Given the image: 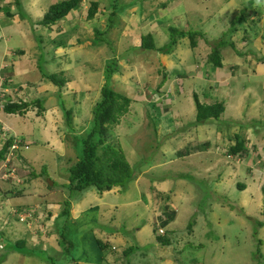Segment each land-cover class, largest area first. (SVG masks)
I'll use <instances>...</instances> for the list:
<instances>
[{
	"label": "rangeland",
	"instance_id": "374dc122",
	"mask_svg": "<svg viewBox=\"0 0 264 264\" xmlns=\"http://www.w3.org/2000/svg\"><path fill=\"white\" fill-rule=\"evenodd\" d=\"M99 1L101 7H108L106 13L112 15L113 6L118 7L132 0ZM134 1V8L126 10L127 13H131L130 19L134 16L132 13L152 14L153 17L140 20H144L143 22L156 31L143 28L139 31L155 32L154 42L160 46L167 42L170 26L190 31L201 30L204 37H198L199 45L195 49L188 45L187 37L179 39L178 42L182 46L183 53L191 52L193 60L197 61V67L205 64V57L209 53L208 44L215 43L220 37L225 41L235 42L238 54H245L246 59L250 53L259 59L260 53L256 46L247 45L245 48L241 46V30L246 22L252 24L250 16L254 17L253 25L257 22L264 25V17L257 20L255 18L258 16L250 9L243 11L249 8V0ZM253 7L256 8L257 13L264 15V0H254ZM17 8L20 14L26 15V9L22 3L19 2ZM170 9L174 16L167 15ZM159 14L167 16L164 19L159 18L160 21L165 20V22L156 27L153 19ZM245 15V21L240 22ZM114 18L112 16L110 22L112 20L117 24ZM77 22L80 25V22ZM26 27L22 28L21 38L23 41L27 40L29 45L26 49L27 55L31 58L24 66L30 71L26 74L30 78L19 76L13 79V84L8 88L4 83L6 75L2 73L18 72L20 69L9 66L5 70L3 65L0 67V76L3 79V88L10 90L6 95L13 101L30 102L37 98L43 100V114H38L39 108L36 105H30L23 115L4 114L2 107L5 100L0 98V145L8 135L16 139H20L21 136L25 142H29L28 147H18L15 150L18 152L12 155L11 165L17 169L16 178L7 176L2 179L0 177V232L8 234L12 241L25 236L28 246L34 245L32 247H38L40 251L44 250L46 255L56 257L58 261L53 264H59V261H61L60 264H73L69 256L79 254L85 255L86 260H83L82 256L78 264H264V226L259 227V224L264 221L262 213L264 187L261 189L258 183L264 178L257 180L249 175L243 178L240 173L236 177L234 175L237 170L232 166L239 168L241 164L234 162L226 164L220 156L215 158L213 156V153H217L218 144L221 146L220 150L223 153L226 152L227 148L223 146L224 139L230 138L233 134H238L239 139L244 138L245 134L238 130L240 127L255 126L251 134L254 137L264 138L262 108L258 105L255 107L247 105L248 108H246L244 105L243 114L234 119V106L228 102L229 98L226 95L227 91L229 94L234 93L233 100L236 101L238 98L236 96L241 90L249 87V79L247 80L244 75L235 74L230 79L229 86L210 96L209 93L214 86L209 82H207L208 88L203 85L202 89H198V84H194V87L192 84L188 85L187 81L190 82L188 78L197 75L195 72L176 73L171 76L162 62L163 55L142 48L138 50L137 46H140L137 41L138 31L114 32L113 34L118 36L119 40L114 45H110V41L112 42L110 27L109 31L101 30L99 32L101 35L97 39L100 37L103 42L98 41V44L106 45H102V49H109L115 54H110V59H102L104 52L101 49V54L98 55L96 43H94L89 47L91 51L86 57L89 59L94 57L95 67L100 63L109 65L111 70L109 68L108 72L103 70L104 83L107 81L108 87L111 86L110 73L119 72L118 61L128 62L129 64L125 63L126 66H124L127 68L123 69L130 73L128 75L131 83L126 79L124 81L126 90H118L120 94L130 99V103L119 123L109 130L108 135L112 138L108 142L115 146L120 144L125 150L126 160L130 165L136 166L137 170L143 161L147 163L141 166L137 178L130 181L122 191L114 187L100 195L93 188H88L84 193L70 197L66 186L68 184L66 170L76 161L77 153L64 139L62 107L66 110L71 109L72 124L78 134L90 130L92 107L101 88L99 91L96 89L95 95L87 89L79 98V90H76L74 84L68 87V82L79 83L82 80V83L87 82L94 86L95 79H87L91 64H88L89 67L86 68L84 62L80 60V62H71V58L63 59L62 66H58L56 61L48 64V57L54 53L53 50H45L43 58L39 60L41 53L37 51L39 35L32 34L34 30L30 32L29 25ZM39 28L40 26H37V29ZM234 28L241 30L234 32ZM40 29L43 33L44 29ZM256 34L253 31L248 32V44L254 42V38L259 36L258 33ZM71 36H75V33L71 34L69 30L64 35L66 39ZM21 38L13 36L12 45L16 46L23 42ZM44 38L43 46L45 45L46 49L51 48V45L44 43ZM234 38L240 42L235 41ZM222 51L223 61L232 58L233 50L230 47H225ZM188 57L190 58V55ZM199 69L203 68L199 67ZM1 70L4 71L1 72ZM42 71L55 74L59 80L64 79L62 87L47 80ZM165 72L166 77L171 76L173 81L178 79L177 83L175 85L173 81L170 83L167 81L166 89L163 88L165 85L157 89ZM140 73L142 76L145 75L142 80L136 78L137 75L140 77ZM144 80L146 81L143 82ZM261 81L262 79H259L255 82V86L262 87ZM133 82L136 88L135 93H131L135 90L132 87ZM150 89H155V92H150ZM166 90L171 93V96L164 94ZM181 90H184L183 95ZM124 91H127L128 95ZM168 91L167 94H170ZM194 93L198 95L201 102L211 104L219 101L224 106L225 113L219 116L218 120L210 118L206 122L205 127L210 131L202 127L195 128L198 122L196 123L195 116L191 114L196 109ZM247 94L248 90L244 91L241 97ZM262 100L264 101V98ZM153 101L159 108L152 105ZM47 134L52 136L51 140L48 139ZM44 140L47 145H44ZM208 141L209 145H206ZM247 164L252 171L261 169L264 171V164H257L254 159L247 161ZM45 173L46 175H42ZM242 173L247 174L244 169ZM181 174L190 178L182 179L179 177ZM49 180L51 182L54 180V186L49 184ZM250 180L257 182L258 185L257 188L253 187L255 193L252 195L241 192L242 189L239 187L237 189L232 183L236 181L247 187ZM18 181H22L23 185L19 186ZM11 185H15L19 192L14 190L15 188L12 190ZM64 199L70 201L68 207L70 213L65 223L68 229L63 235L65 239L73 238L75 242L74 246L69 248L67 255L61 253L64 249L62 250L58 245L61 234H58L59 227L64 224L56 225L55 223V215L61 212V207L57 203L63 202ZM30 207H35L38 211L43 209L41 214L43 220L38 222L40 225L36 231L31 229L24 235L23 230L28 231L30 225L34 223V218L30 219V217L29 224L22 221L23 217H28L26 209ZM172 209L178 210L177 217L172 215L175 213ZM161 216H163V224L160 221ZM173 216L174 220L168 222ZM164 223H166L165 226H162ZM189 223L192 225L191 228L188 226ZM77 225L81 227L75 228ZM155 230L159 233L168 231L170 245H162L156 241ZM95 238L108 243L109 248L113 250L104 253V259L101 261L99 255L98 260L94 259L95 249H90V244H93L98 250ZM0 242L4 245V252H0L3 254L0 256V264L52 263V261H45L47 257L41 254L27 257L18 252L9 251L10 241L2 237V234H0ZM128 246L133 247V252L123 256L122 251ZM59 255L60 257L57 258Z\"/></svg>",
	"mask_w": 264,
	"mask_h": 264
},
{
	"label": "crops",
	"instance_id": "0c3cea01",
	"mask_svg": "<svg viewBox=\"0 0 264 264\" xmlns=\"http://www.w3.org/2000/svg\"><path fill=\"white\" fill-rule=\"evenodd\" d=\"M18 1L20 3H22L23 6L25 7L26 15L19 13V9L16 6V0H0V34H1V36H0V67L4 65L3 68L5 67V70H6V67H9V66H12L13 68L17 67L18 69H20L18 72L14 71V72H10V73L9 72L2 73L4 75H6V79H4L5 85H7V87L11 86L13 84V79L18 78L19 76H26L27 78H30V76L28 77V75H26V74H29L30 71L24 66V64H26V62H28V59L31 58L30 56L27 55L28 50L26 49L29 45H28L27 40L23 41V39L21 38L22 28L29 25L32 31L29 29L28 30L30 32H33V30H34V32H36V33L33 32L32 34L39 35L38 39L40 40V43L37 46L38 47L37 51L41 52L39 55V57H40L39 60L41 58H43V52L45 50H53L54 53L48 57V64H50L52 61H56L58 66H62L63 59L67 60L70 58L72 60L71 62H74V61L84 62V67L86 64V68H88L89 65L91 64L90 68H88L89 73H87V76H88L87 79L89 80V79L94 78L95 79L94 86L89 85L87 82L82 83V80L79 81V83L69 81L67 86L70 87L72 84H74V86L76 87V90H79L78 91L79 98L82 97L81 95H84V92L87 89L90 91V93H92V95H95L96 89H98V91H99V89L104 84L105 79L103 76V70L104 69L107 70L106 69L107 67H106V64H104V63H100L95 67L94 65L96 64V62H95V60H93L94 57L89 59L86 56L90 54L91 50L89 49V47L94 45V43H96L95 47L97 48L98 55L101 54L100 51L103 50L102 52H104V57L102 59H104V60L110 59V54H113V55L115 54L114 51L110 52L109 49L108 50L102 49V45H104V44H98V41L96 42V39L94 37V31L96 29H98L99 31H101V30H108L109 31V28H107L109 13H106V10L108 9V7H101L99 0H81L79 6L77 8H75L74 10H72L64 19L58 21L56 24L52 25L51 27L40 26V28L44 29V32L41 33V31H40L41 29L40 28L37 29V26L39 27V25H37L36 22L39 21L40 19H42L44 13L48 10L50 5L55 4L61 0H18ZM92 1L99 2V11L96 12L91 19H86L85 14L88 10L90 2H92ZM123 6H124V8L121 10V12L116 13V16H114L115 17L114 20L117 21V24H116V22H114V23L112 22V24H110V33H111V40H112V42L110 41V45H114L119 40L118 36H115L113 33L114 32L123 33V31H125V30H126L125 32H127V33L130 32L129 30L138 31V36H139V38L137 40L138 45H140L139 41H140V37L142 35L152 34L153 39L155 40V37H156L155 32L139 31V30H141V28H143L144 30L149 29L150 31H156V29L152 30L151 29L152 27H150L149 24H146L145 22H143L144 20L153 17L152 14L142 15V14L136 13V15H135L132 13V15H134V16H132V19H130L131 13H127L126 10H128L130 8H134L135 1L132 0L130 2H125V4ZM160 7H161V5H160ZM135 9L139 10L138 7H135ZM142 12H144V10ZM169 14H170V16H174L172 9H170L168 11L167 15H169ZM257 14H258V17H256L255 19L259 20L260 18L264 17V15L262 16L259 13H257ZM167 15L161 16L159 14L158 17H155L153 19V21H154L153 24H156V27L163 25L165 20L160 21L159 18L164 19V17ZM136 18H138V20H134ZM142 18H144L143 21L140 20ZM30 20L33 21V23H35V24L31 25ZM250 20H252V24L246 23V26L248 28V29L246 28L247 33L249 31L250 32L253 31L255 34L258 33L259 36H256L254 38V42L251 41L252 43H249V44L247 43V41H248V39H247V41L242 42L241 46L244 48L247 45L256 46V49L259 50V53H260L259 59L255 58L254 55L251 53L248 54V57L246 59L245 54H238V53L234 52V50L232 49L233 54L232 53H231L232 55L230 54L232 56V58L231 59L228 58L227 61H223V59H222V65L220 67H216V68L212 69L210 66H207L206 61H205L204 65L201 64V66L197 67V61H196V59L193 60L191 52L188 51L187 53H183L182 46L180 43H178L173 51L163 55L164 61H162L165 64L166 69L168 70V74H170L171 76L173 74H176V73H188V72L193 73V72H195L197 75H193L190 78H188V80L190 79V82H192V83L187 81L188 85L192 84V87H194V84H198L197 85L198 89H202L203 85L207 86V88H208L207 82L212 84L214 86V89L210 91V93H209L210 96L212 93L214 96L215 92L220 91V90L223 91V88L225 89L226 86H229L230 79L235 74L244 75V77H246L247 80L249 79V87L243 88L241 90L239 95L236 96V97H238L236 101L233 100L234 93L231 92V94H229L228 91L226 93V95L229 98L228 102L233 104V106H234L233 107L234 119H236L238 116L243 114L242 110L244 109V105H246V108H248L247 105H251L252 107H255L256 105H258L260 108H262V111H264V101L262 100L264 98V52H263L264 51V25L262 23L259 24L258 22H257V24L253 25V20H254L253 16H250ZM77 21L80 22V25H78ZM68 23L70 25H68ZM74 24H76V25L72 26ZM248 25H250V26H248ZM33 27H34V29H33ZM243 29H245L244 26H243ZM68 30L71 32V34L75 33V36H71V37L66 39L64 37V35L68 32ZM40 34H42V36L45 37L44 43H46L47 45H51L52 46L51 48L46 49V46L45 45L43 46V44H42L43 43V37ZM126 35H128V34H126ZM13 36H16L17 38H21V41H23V42L17 44L16 46L12 45L13 41H14ZM57 36L60 37V39L65 41V44L63 46H55L52 43V40ZM127 37H129V36H127ZM155 44H156V46H160L157 44V42ZM21 46H23V48H20ZM104 46H106V45H104ZM117 49L119 50V46L117 47ZM189 49H190V47H189ZM261 52H263V53H261ZM23 54H24V57H22ZM155 54H157V53H155ZM188 55H190V58L188 57ZM242 56H244V57H242ZM50 57H51V59H50ZM244 59H246V60L243 61ZM118 62H119L118 63L119 64V67H118L119 72H113L111 74L112 78H111V86H110V88H112L113 90H115L117 92H118V90H121V91L124 89L126 90V86L124 84V81L126 79L130 83V78H129L130 76L128 75L130 73L126 72V70L123 69V68H127V67H124V66H126L125 63H127V64H129V63L126 61L122 62L121 60H119ZM199 67L203 68L202 69L203 71L201 69H199ZM36 68H37V66H36ZM2 71H4V70H1V72ZM49 71H51V70H49ZM48 73H50V72H48ZM33 74L35 75V73H33ZM171 76L167 78L166 82L164 83L165 86L163 88L166 89V87L168 86V83L173 81ZM144 77H145V75L142 76L140 73V77H138V75H137L136 78H139V80H142ZM259 79H262V81H261L262 87H260L259 85L255 86V82H258ZM177 80L173 81V83L175 85L177 83ZM145 81L146 80H144L143 82H145ZM167 81H168V83H167ZM121 82H123V83H121ZM25 83L26 82H24V84ZM18 87H20V86H18ZM25 87H26V90H28V85H26ZM132 87L135 88L134 82L132 83ZM146 89L148 90V88H146ZM153 90L154 89H150V92H152ZM246 90H248V94L245 95V97H241V94ZM167 91L168 90H166L164 92V94L166 96L171 95V93L169 91L168 92L170 94H167ZM124 92H125V94L128 95L127 91H124ZM135 92H136V88L131 93H135ZM181 92H182L181 95H183L184 90H181ZM98 94L99 95L96 97L97 100L100 96L99 92H98ZM54 95H56V93H54ZM133 98L135 99V96H133ZM97 100H95L94 103ZM226 101H227V98H226ZM225 110H226V106H225ZM223 113H225V112H223ZM191 114L195 116L196 109H194V111H192ZM169 119H170V117H169ZM205 125H206V123L205 124L197 123L195 128H197V127L201 128L202 127L205 130L210 131L209 129H207L205 127ZM238 130H239V132H242L245 134L244 138L239 139L240 136H238V134H233L230 136V138L224 139L225 143L223 146L227 148L226 151H230V148L234 147L236 140L242 141L243 146L241 148V151H239L237 149L238 150L237 153L241 154L242 160L240 162H234V161H230V160L226 159L223 156L224 153L222 152V150H220L221 149L220 144L217 145L219 147V149L217 147V153L216 152L213 153L214 158L217 156H220L221 159L226 164H229L231 162L241 164L242 166L239 168L232 166L233 168H235L237 170L236 175H234L236 177L240 173V175L243 178L247 177L248 175L251 176L252 178L257 179V180L264 178L263 169L257 170V171H252L251 168L247 164V161L253 160V159L256 161V163L260 162V163L264 164V140H263L264 138L254 137L251 134V131L255 130V126H250V127L243 126V127H240ZM185 134H187V132H185ZM216 135H218V133H216ZM47 137L49 140H51V138H52V136L49 134H47ZM44 142H45L44 145H47L46 140H44ZM62 142L65 143V141H62ZM67 143L71 144L70 142H67ZM206 145H209V141ZM235 148H237V147H235ZM74 152H75V150H74ZM241 152H243V154ZM209 160L211 161V158H209ZM243 169L246 170L247 174L242 173ZM249 171H251V173H249ZM232 183L235 185L234 187H236L238 189L239 182L233 181ZM258 183H260V188L262 189L264 187V180L262 182L259 181ZM254 186L256 188L258 187L257 182H255V181L252 182V180H250L248 183V186L247 187L244 186V188L241 190V192H247L250 195H252L253 193H255L254 189H253ZM231 187H233V185H231ZM236 188H234V189H236ZM177 211L178 210H176V217H177ZM31 228L33 229L34 226H32ZM23 232H24V235L27 234L26 230L25 231L23 230ZM93 248L95 249L94 259L98 260V250L96 249V247L93 244H90V249L93 250Z\"/></svg>",
	"mask_w": 264,
	"mask_h": 264
},
{
	"label": "trees",
	"instance_id": "16d2710c",
	"mask_svg": "<svg viewBox=\"0 0 264 264\" xmlns=\"http://www.w3.org/2000/svg\"><path fill=\"white\" fill-rule=\"evenodd\" d=\"M81 0H61L55 4H52L49 6L48 10L44 13L42 19L36 22L37 25L43 26V27H51L52 25L56 24L58 21L64 19L72 10L77 8L80 4ZM254 0H249V8H245L243 10L246 12L247 9H250L252 13H254L256 16H258L257 11H255V7H253ZM19 1L16 0V6H18ZM124 8V6L121 4L118 7L113 6L111 11L112 15L108 16V24L107 28L110 27V24H112V20L110 22V18L112 16H116V13L121 12V10ZM99 11V2L92 1L89 4L88 10L85 14L86 19H91L96 12ZM246 15L243 16L240 19L242 21H245ZM258 20V19H257ZM239 22V23H240ZM247 23V22H246ZM30 24L33 25V21L30 20ZM250 26V25H248ZM247 26L245 25V29H240L242 32L241 42L247 41L248 33L246 30ZM250 28V27H249ZM248 29V28H247ZM251 29V28H250ZM249 29V30H250ZM169 30V37L166 43L162 44L161 46H156L153 35L152 34H146L142 35L140 37V46H137V49L142 48L144 50H151V51H158L160 53H169L174 50V48L177 46L179 39H183V37H187L189 41V46L192 49H195L198 47V37L203 38L204 34L201 32V30H194L190 31L187 29H179L173 26L168 27ZM239 28H234L233 31L237 32ZM239 30V31H240ZM100 31L96 29L94 31V37L100 36ZM223 35V34H222ZM100 38V37H99ZM98 38V39H99ZM232 38V37H231ZM60 37H55L52 40V43L55 46H63L65 44V41L60 39ZM97 41H102L100 40ZM62 40V41H61ZM235 41H239L237 38H234ZM39 43L40 40L38 39ZM240 42V41H239ZM235 43V42H234ZM234 43L230 41H225L223 38H219L218 41H216L213 44L209 45V53L206 55V62L207 66H210L212 69L216 67H220L222 65V50L225 49V47H230L234 50V52L238 53V50L236 49ZM106 71L108 72V68L110 69L109 65H106ZM111 70V69H110ZM113 73V72H112ZM43 76L49 80L52 81L54 85H57L58 87H62L63 81L57 79L55 74H49L45 71H42ZM111 74V73H110ZM162 75V74H161ZM166 82L165 74H163V80L161 81L159 89L164 85ZM162 85V86H161ZM7 86V85H6ZM7 93H4V100L5 103L2 107V112L4 114H19L23 115L25 112H27L28 107L30 105H36V107L39 108L38 114H43V107L42 102L40 98L34 99L30 102L25 101H13ZM57 96L60 98V95L57 94ZM194 102H195V108H196V114H195V121L199 124L206 123L210 118L214 120H218L219 116H221L224 112V106L221 102L216 101L215 103L207 104L204 102H201L198 99V95L194 93ZM130 103V99L122 94L120 92H117L113 90L112 88L107 86V83L105 82L103 86L100 89V96L98 100L94 103V106L92 107V127L89 131L79 134H72L73 132V126L71 123L72 115H71V109L66 110L62 107L63 112V118L65 122V126L67 127V135L66 138L71 140L73 149L77 153L76 155V161L71 164L70 167L66 170L68 173V184L66 185L71 192H83L87 188H93L97 194H103L106 191L112 190L114 187L119 188L120 191H122L124 188L127 187L128 183L134 179L137 178V175L140 173L141 166H144L147 161H143L141 165H139V169L137 170L136 166L130 165V163L126 160L124 155V149L121 148L120 144H117L116 146L113 145L111 142L109 143L108 140L112 137L108 135V132L110 129L114 127V125L118 124L120 121V118L127 112L128 106ZM154 106V103L152 104ZM159 108V106L157 105ZM69 133V134H68ZM237 136V135H236ZM15 143L17 145V148L20 147H28L29 142H25L24 138L20 136V139H16L13 136L8 135L6 139L1 143L0 145V163L3 162L6 157L9 156V153L12 152L13 149H11V146ZM243 146V142L240 140H236V143L234 147L230 148V152L235 154L237 151H241V148ZM237 147V148H235ZM238 149V150H237ZM22 151V149H21ZM18 152V150L16 151ZM16 152H12L13 154ZM78 158V159H77ZM13 162V161H12ZM11 162V164H12ZM9 164V163H8ZM12 166V165H11ZM42 175H46L42 174ZM32 176V175H31ZM180 178H190V176L181 174L179 175ZM12 182V181H11ZM12 190H18L15 185H11ZM18 186V185H17ZM54 186V185H53ZM65 186V185H64ZM239 188L243 189L244 186L238 185ZM19 192V190H18ZM69 204L70 201L64 199L62 204H60L61 212L57 215L55 223L58 224H64L67 221V218L69 217ZM26 210H29L28 208ZM175 213L174 216H176V209H172ZM262 213L264 215V206ZM51 214L50 212L48 213ZM33 215H38V212H34ZM173 218H170L168 222H171L174 220ZM162 219L160 220L163 224V216H161ZM17 220V219H15ZM191 223V222H190ZM189 223V228H191V224ZM45 224V223H44ZM166 223H164L165 226ZM59 227V240L58 245L64 249L65 254H69L68 250L71 246H74L75 242L72 239H65V232L67 231L68 227L67 224L65 226ZM264 226V221L259 224V227ZM58 227V226H57ZM70 227L71 223H70ZM81 227L80 225L75 226V228ZM73 229V228H72ZM168 231H165L164 233H159L158 230H155V239L162 245H170L171 241L168 236ZM2 237L9 239L10 244L8 245L9 251L18 252L20 254H23L27 257H35L38 256V254L43 255L44 257H47L45 261H52L51 264H53L55 261H58L54 258V256L46 255L43 251H40L38 247H31L27 245L26 240L24 238L17 239L16 241H12L8 234L2 233ZM28 242V241H27ZM95 243L97 244L98 248V255L100 258V261L104 259V253L107 251L112 252L109 248V244L106 242L101 241L100 239L95 238ZM1 248L0 252H4V245L0 242ZM27 245V246H26ZM134 246V245H133ZM36 248V249H35ZM138 249V248H136ZM133 252V247L128 246L123 251V256H127ZM0 256H3L2 253H0ZM83 254H79L77 256H70V261L73 264H78V261L81 260V257ZM59 258V256H57ZM83 260L86 259L85 255L82 257ZM3 260V259H2ZM68 262V259L66 260ZM65 262V261H64ZM61 261H59V264Z\"/></svg>",
	"mask_w": 264,
	"mask_h": 264
},
{
	"label": "clouds",
	"instance_id": "9594fccd",
	"mask_svg": "<svg viewBox=\"0 0 264 264\" xmlns=\"http://www.w3.org/2000/svg\"><path fill=\"white\" fill-rule=\"evenodd\" d=\"M139 44H140V41H139ZM154 52V51H153ZM155 53H160V52H158V51H155ZM170 53V52H169ZM162 55H164V54H166V53H161ZM205 61H206V59H205ZM116 67H118V66H116ZM112 74V73H111ZM165 74V77H166V72L164 73ZM167 78L168 77H166V80H167ZM175 80H177V79H175ZM180 84H182V83H180ZM162 86V85H161ZM162 88V87H161ZM157 89H159V88H157ZM152 92H155V89L152 91ZM162 92H163V90H162ZM165 92V91H164ZM171 96V95H170ZM153 103H154V106H157V104H156V102L155 101H153ZM64 123V126H65V122H63ZM71 123H72V119H71ZM92 123V122H91ZM72 126H73V124H72ZM67 127L65 126V128H64V139H65V141H67V142H70L71 144H72V142H71V140H69V139H67L66 138V133H67ZM87 131H89V129L87 130ZM87 131H85V132H87ZM84 133V132H83ZM69 134V133H68ZM72 134H78L77 132H76V130H75V128L73 127V132H72ZM79 135H81V133H79ZM73 145V144H72ZM16 150V149H15ZM15 150H12V152L14 151L15 152ZM9 153V156H8V158H9V161H8V166H11V162L13 161V157H12V155H13V153ZM238 152V151H237ZM76 153V152H75ZM242 154H243V152H241ZM77 155V154H76ZM224 155H225V157L226 158H228V160H230V161H234V162H240L241 160H242V157H241V154L240 153H235V154H233V153H231L230 151H226L225 153H224ZM7 158V157H6ZM78 159V158H77ZM6 160V159H5ZM5 160L3 161V162H1L0 163V168H1V165L5 162ZM257 164H260V162H258ZM263 168H264V166H263ZM3 169V168H2ZM17 170V169H16ZM2 172V171H1ZM67 178H68V176H67ZM54 180H53V182H52V184L54 185ZM57 183V185L58 186H60L59 184H58V182H56ZM17 184L20 186H22L23 184H22V181H18L17 182ZM51 184V185H52ZM88 189V188H87ZM119 189V188H118ZM86 191V189L83 191V192H71V191H68V194H69V196L70 197H72V196H74V195H79V194H82V193H84ZM96 192V191H95ZM67 200V199H66ZM69 201V200H68ZM60 204H62V201H59L58 203H57V205L58 206H60ZM29 210H27V215H28V217H24L23 219H22V221H26L27 222V224H29L28 223V219H29V217H30V219L31 218H34V223L33 224H31L30 225V227L28 228V231L27 232H29V231H31V227L32 226H34V228L32 229V230H34V231H36L37 229H38V227H39V225L40 224H38V222L41 220H43V216L41 215V214H43V209L41 210V211H38V210H36V208L35 207H30V208H28ZM34 212H38V215H33V213ZM56 217H57V215H55V220H56ZM44 224H42V226H43ZM62 254H65L64 252H61ZM65 255H67V254H65ZM59 257H60V255H59ZM70 257V256H69ZM67 260V259H66Z\"/></svg>",
	"mask_w": 264,
	"mask_h": 264
},
{
	"label": "built area",
	"instance_id": "2783aa9c",
	"mask_svg": "<svg viewBox=\"0 0 264 264\" xmlns=\"http://www.w3.org/2000/svg\"><path fill=\"white\" fill-rule=\"evenodd\" d=\"M2 77L0 76V98H3L4 97V93H7L9 94V91L10 90H7V89H4L3 86H2ZM2 96V97H1ZM11 96V95H10ZM11 149L15 150L17 149V145L15 143H13V145L11 146ZM8 161H9V158L7 157L5 162L1 165V168H0V177L2 179H5L7 176H11L10 178H13L15 179L16 178V169L13 167V166H8ZM3 168V169H2ZM2 171V172H1ZM24 218V217H23ZM0 248H1V245H0Z\"/></svg>",
	"mask_w": 264,
	"mask_h": 264
},
{
	"label": "water",
	"instance_id": "95a60500",
	"mask_svg": "<svg viewBox=\"0 0 264 264\" xmlns=\"http://www.w3.org/2000/svg\"><path fill=\"white\" fill-rule=\"evenodd\" d=\"M49 184L51 185L52 184V182L49 180Z\"/></svg>",
	"mask_w": 264,
	"mask_h": 264
}]
</instances>
